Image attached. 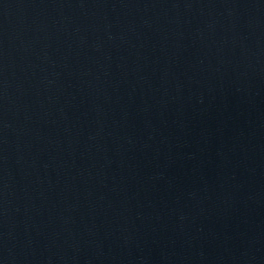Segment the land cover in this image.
Wrapping results in <instances>:
<instances>
[{
  "label": "water",
  "instance_id": "obj_1",
  "mask_svg": "<svg viewBox=\"0 0 264 264\" xmlns=\"http://www.w3.org/2000/svg\"><path fill=\"white\" fill-rule=\"evenodd\" d=\"M0 264H264V0H0Z\"/></svg>",
  "mask_w": 264,
  "mask_h": 264
}]
</instances>
